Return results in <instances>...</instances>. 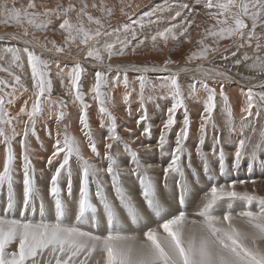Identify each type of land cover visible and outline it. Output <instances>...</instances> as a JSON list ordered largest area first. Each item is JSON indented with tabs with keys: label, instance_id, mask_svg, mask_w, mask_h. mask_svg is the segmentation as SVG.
<instances>
[{
	"label": "snow or ice",
	"instance_id": "1",
	"mask_svg": "<svg viewBox=\"0 0 264 264\" xmlns=\"http://www.w3.org/2000/svg\"><path fill=\"white\" fill-rule=\"evenodd\" d=\"M51 2L27 0L17 7L15 0L11 5L0 0V24L20 29L0 34V41L5 42L0 45V73L6 74L0 77V144L4 146L0 189L6 186L7 190L0 205V264H264V195L256 193L257 178L251 176L259 167L260 179H264V0H162L139 12V3L118 0L125 20L115 24L111 22L115 5L106 0H57L49 7ZM162 24L166 26L161 28ZM194 28L201 29L196 49L183 64L172 60L176 47L192 42ZM48 31L62 33V43L36 34ZM225 40L230 43L221 48ZM170 41L172 47L168 48ZM149 46L158 53L168 48V58L162 64L112 62L138 55ZM241 68L255 75H244ZM88 72L94 73V83L85 93L82 78ZM130 73L135 74L131 79ZM182 74L190 79L186 89L179 79ZM54 80L64 89L57 99H53ZM232 85L240 87L243 97L238 126L227 93ZM120 86L129 111L132 97H136L140 112L136 123L143 124L141 137L151 139L148 105L155 104L165 113L156 144L141 143L140 148L145 157L156 152L170 157L163 166L162 184L166 189L175 184L176 207H165L157 198L149 171L160 165L142 161L140 152L133 149L140 137L129 143L118 134L116 117L108 105L114 103L112 90ZM201 90L206 96L194 145L200 158L197 171L187 147L192 120L186 101L198 100ZM86 95L96 101L101 128L106 129L103 157L89 125ZM21 99L23 103L13 115L10 109ZM169 99L170 106L161 108L158 102ZM69 103L78 104L81 131L99 163L86 158L80 141L68 133L64 121ZM218 105L225 117L223 127L214 117ZM53 118L55 137L47 122ZM40 121L54 139L46 164L48 171L56 165L47 204L31 158L30 137L40 140ZM177 123L180 127L173 146L169 137ZM124 130L132 135V129ZM209 138L211 148L206 153L203 146ZM14 142L20 148L22 198L14 190ZM226 146L233 151L230 167ZM124 155L129 158L128 166L120 163ZM73 157L79 170L78 197L73 196ZM104 162L106 166H102ZM242 167L248 169L249 178L233 179ZM44 174L41 169L40 175ZM105 174L114 198L107 192ZM122 175L138 180L146 208L155 216L154 225L151 216L125 191ZM65 177L67 200L75 209L72 222L73 209L66 206L60 187ZM247 183L254 186L251 192L237 190ZM201 184L206 191H202L197 209L189 213L188 200Z\"/></svg>",
	"mask_w": 264,
	"mask_h": 264
},
{
	"label": "bare ground",
	"instance_id": "2",
	"mask_svg": "<svg viewBox=\"0 0 264 264\" xmlns=\"http://www.w3.org/2000/svg\"><path fill=\"white\" fill-rule=\"evenodd\" d=\"M12 2H13V0H8V3L10 5L12 4ZM37 2H39V0H37ZM56 2H57V0H52V2L48 6L49 7H53ZM64 2L67 3V0H64ZM97 2H98V0H97ZM153 2L154 3H161L162 0H132L133 5H135L137 3H139L141 5V8L137 10L138 12L139 11L146 10L145 6H148V5L152 4ZM26 3H27V0H15V4H16L17 7L21 6L22 4H26ZM89 3H91V0H89ZM106 3L109 4V5H113V4L115 5V12H114V16H113L112 21H111L113 24L125 20V18L122 17L120 15V13H119V6L120 5H119L118 0H106ZM93 14L94 15H99V12H93ZM201 19H203V16H201ZM0 25H1L0 26V29H1L0 30V34H3V33H14V32H18L19 31L18 28L14 24L13 25H10V26H5L3 24H0ZM164 26H166V25H164V24L160 25L161 28L164 27ZM3 28H7V29L2 30ZM200 31H201V29H195L194 28L192 30V33H191L192 42L191 43H181L178 47H176L175 49H182V51H177V50L174 49L172 51V53H171V59L174 60V61H177V62H179L181 64H183L184 63V60H185V57L191 51H193V50L196 49L197 45H196L195 42L198 39L201 38L200 35H199V32ZM36 34H37V36L46 35L48 37V39H50V40L51 39H55L57 41V43H62V41H63V34L60 33V32H55L54 33L52 31H48L47 33H39L38 32ZM208 42H211V40L209 39ZM3 43H5V42L4 41H0V45H2ZM8 43H10V44H18V42H16V41H8ZM172 43L173 42H171V41L169 42L168 48H171L170 46H172ZM229 43H230V41H227V40L222 41L221 44H220V47L223 48L225 45H227ZM168 48H164L163 53H158V52L151 51L150 50V46H149L148 49H144V50L141 51L140 54L135 55L136 57L135 56L130 57L131 55H128L126 57H118V58H114L112 62L113 63H133V62H135V63H139V64H151V63H160V64H162L163 61H164V59L168 58V56H169ZM242 51H248L249 54L252 53V50L251 49H244ZM48 55H49L48 53H45V56H48ZM217 61H219V56H217ZM85 67H88L87 63H85ZM173 67H175V66H173ZM240 70L243 72L244 75H255V73L248 72V71L244 70L243 68H241ZM92 73L93 72H88L84 76V78H82L83 79L82 89H83V91L85 93H88V89L92 85V84L90 85V81L91 80L90 81L88 80L89 77H90V75ZM130 74L135 75L134 73H130ZM2 75H4V74H1V76ZM150 75H152L154 77L157 74H150ZM179 79L181 80V82H182L183 85H185V84L187 85L190 82L189 76L184 75V74H182ZM91 83H94V80ZM209 83H212V82L210 81ZM241 83L243 84L244 82H241ZM86 84H88V85H86ZM84 85H86L87 87H85ZM217 91H219V89H217ZM63 92H64V89L61 88L59 81L58 80H54V93H56L57 95L62 96ZM227 93L229 95L230 103L232 104L233 117H234V120H235V122H236V124L238 126L239 120H240V116H241L240 107L242 106V102H243V97L240 95V87H238L237 85H232L231 87L227 88ZM114 94H116L118 96V98H120L121 101H122V98H121L122 97L121 95L123 94L122 89L114 90ZM205 96H206V94L201 90L199 92V99L198 100H191V99H189V100L186 101L187 104H188V108H189V114H190V117H191V120H192V123H191V126H190V134H191V137L192 138L197 137V134H198L197 133V129H198V124H199V115H200V112L202 111V108H203V99L205 98ZM64 97H65V100H67V101H70L71 100V97H69V96H64ZM26 98H27V95H25L24 99H26ZM21 100L22 101H21L20 105L23 103V99H21ZM113 100H115V99H113ZM91 101H92L91 96L90 95H86V103L89 102L91 104ZM169 101H171V100L169 99ZM18 102H20V100ZM115 102H117V105L121 104V105L125 106V104L123 103V101L122 102L115 101ZM162 102H166V100H161L158 103L162 104ZM92 103H94V102H92ZM136 104H137L136 103V97L133 96L132 97V103H131V105H136ZM169 104H171V102ZM74 106L77 107L78 104L77 105H71L72 108H75ZM138 106L139 105H137L136 108H139ZM151 106H152V111H150V114L153 112L151 115L156 116V117H159L160 116L159 110L155 109L153 105H151ZM68 107H70V103L68 104ZM123 108H125V107H123ZM117 109H118V111H117V115H118L119 106L117 107ZM78 110H79V107H78ZM88 111H90V110H88ZM45 113H46L45 114V118H46L47 117V110L45 111ZM93 113L96 116L98 115L97 112H93ZM114 114L115 113H113V115ZM214 117H215L216 123L220 127H223L222 126L221 119L224 116L220 112L219 105H218L217 109L214 112ZM74 118H77V115L74 116ZM91 118L94 119L95 116H92ZM126 120L127 119H125L123 122L122 121H119V120L117 121L118 133H119V135L121 137L124 138L125 142L131 143L130 141H132V140H134L136 138V137H134V130L135 129H132L131 126H130V124H129V121H126ZM75 121L78 124V121L77 120H75ZM120 122H122V123H120ZM42 123H43V121H40L37 124V127H39V129H38L39 130L38 131V135H39L40 139H45V138L47 139V134L42 129ZM76 127H78V126H76ZM119 127H121V128H119ZM125 127L132 129V135L131 136H130V134L128 132H126L124 130ZM152 127H154V124L152 125ZM179 127H180V124L177 123V127L174 130L175 133L179 129ZM137 128H139V127H137ZM120 129L122 130V133L120 132L121 131ZM142 129H143V126H142ZM18 131H22V128H19ZM55 132H56V127H55ZM68 133L70 135H72V136H75L80 141L84 156L86 158H90L91 159L92 158V153L90 152V150H88L87 148H85L86 145H85V147H83V145L85 143H87V140L83 138L84 140L82 142V139L81 138H80L81 140L79 139L78 132H76L75 130L68 131ZM159 133H160V130H159ZM224 134L225 135L227 134V130L226 129H225V133ZM97 136H98V134H97ZM97 136L94 135V138H96ZM81 137H84V136H81ZM30 138L33 140V142H35L32 137H30ZM172 138H175V134L174 133H173V135H170V137H169L170 142H171V139ZM139 140H141V139H139ZM189 140H190V137H189ZM53 142H54V140H53ZM53 142L52 141L49 142V138H48V141L47 140H44V142L43 141L41 142V144H40L41 146L40 145L38 146L37 145L38 143H35L32 146L33 154H32V157L31 158H32L33 164H34V166H35V168L37 170V172H36V182H37L38 188L41 191V194L45 198L46 204L49 202L48 189H49V181H50V178H51L52 171H48L47 168H46L47 160L44 159V151L46 152V155H47V153H48V155H50L49 153H51V151H52V143ZM135 143H137V145H138V140H136ZM149 143L152 144L148 140L146 144H149ZM171 143H173V146H174V141L171 142ZM99 144H101V143H99ZM16 145H17V143H16ZM208 145H211V139L210 138H209ZM13 146L15 147L14 144H13ZM101 146L104 147L103 144ZM45 147H47V148L48 147H51V148L45 149ZM187 147H188V149H191L189 146H187ZM209 148H211V146ZM2 149L3 148L1 146V150H0V166H1L2 162H3L2 157L4 155V152L2 151ZM203 150L205 151V146H203ZM15 151L17 152V154L19 156L20 149L16 148ZM169 151H170V149H169ZM192 151L193 152H192V156H191V162H192L193 166L197 169V171H199L200 170V158L196 155L194 149ZM225 151H226V154H227V156L229 158V167H230V161H231V157L233 155V151L228 146L225 147ZM42 158H43V160H42ZM146 158H149V159H147V160H144L143 158H141V159H142V161H145V162H148V163H153V164H156V165H160V167L153 168V169H151L149 171V175L152 176V178H153V180H154V182L156 184L157 198L161 201L162 204L165 205V207H168L169 205H171L172 207H176L177 204H178V201H174V199H173L174 194H177L176 193L175 184L172 185L171 189H166L163 186V184H162L163 166L167 164V161H168V159H170V157L169 156L161 157L159 155V152H156L154 155H151V156L146 157ZM44 160H46V161H44ZM43 161H44L45 166H42V162ZM72 162L75 163V158L72 160ZM185 162H186V158H185ZM98 163H99V161H98ZM120 163H121L122 166H128L129 165V158L126 155L122 156L120 158ZM246 163L247 162H245V164ZM55 166L56 165L54 164L52 166V168H55ZM102 166H106V162H104V164ZM211 166L213 168H215L216 167V162L215 161H212L211 162ZM41 169H44L45 170V174L43 176L40 175V170ZM73 169H74V173H73V196L74 197H78V191H79V175L77 173H79V170H78V167L77 166H75ZM16 170H17V168H16ZM75 171H77V172H75ZM18 175H20V174H18ZM202 175H203V173L201 172V176ZM251 176L257 178V183L255 185V191H256V193L258 195H264V179H260L261 169L259 167H257L255 169V171L251 173ZM188 178H189V180L192 179L191 172L188 173ZM232 178L233 179H235V178L248 179L249 178V171H248V169L246 167H242L241 170H240V172H239V174H238V177L235 176V175H233ZM22 179H23V175L21 177H17L16 176L15 180H16L17 183L14 184V190L17 192V194L21 198H22ZM104 180L107 182V192L109 194V197L110 198H114V195H111L110 192L108 191L109 187L111 186V181H110V178L106 174L104 176ZM121 182H122V185H123L125 191L133 198L134 202L136 204H138L145 213H147L148 215L151 216L152 223L154 225L156 223L155 216H154V214H151L150 212H148V210L146 208V204L143 201L142 196L139 193V191H140V185H139V182L136 179V177L135 176H132V175H122L121 176ZM66 185H67V178L65 177L61 181L60 187L62 189V196L65 198V201H66V206H68V207H70V208L73 209V211L71 213V219L69 221V222H72V220H74L75 209H74V206L67 200ZM253 187L254 186L251 183H247L246 185H243V186H239L238 185L237 186V190L238 191L247 190V191L251 192L253 190ZM91 190H92L93 202H96L95 201V195H94V193H95L94 192L95 191V186L91 187ZM202 191H206V186L203 185V184H201V185H199V186H197L195 188V190H194L191 198L188 200V204H187V210H188L189 213H192V212H194L197 209V206H198V204L201 201ZM3 193H4V195H0V205H2L5 202V200H6V195H7L6 187L3 189Z\"/></svg>",
	"mask_w": 264,
	"mask_h": 264
},
{
	"label": "rangeland",
	"instance_id": "3",
	"mask_svg": "<svg viewBox=\"0 0 264 264\" xmlns=\"http://www.w3.org/2000/svg\"><path fill=\"white\" fill-rule=\"evenodd\" d=\"M1 26V25H0ZM5 29H7V28H3L2 30H5ZM1 30V29H0ZM19 31H20V29H18ZM170 47H172V46H170ZM175 50H177V51H182V49H175ZM130 57H133V55H131ZM136 57V56H135ZM122 61V60H121ZM1 74H4V75H2L1 76ZM0 74V77H3V76H6V74L5 73H1ZM129 76L132 78V76H134V75H132V74H129ZM84 78V77H83ZM130 78V79H131ZM86 79V78H85ZM89 81H90V85L92 84L91 82L94 80V74L92 73L91 75H90V77H89V79H88ZM86 85H88V84H86ZM86 85H84L85 87H87ZM184 87H185V89L187 88V85L185 84L184 85ZM117 89H122V92H123V87L122 86H120L119 88H117ZM117 89H115V90H117ZM112 95H113V99H115L114 100V103L113 104H111V105H108V107H109V110L112 112V113H115L114 114V116L116 117V120L118 121H124L125 119H127L126 121H129V124H130V126H131V128L132 129H135L134 130V137H140V139L141 140H138V145H137V143H135V144H133V146L135 147H133V149L134 150H137L138 152H140V155H141V158H143L144 160H147V159H149V158H146L145 157V155H144V153H143V151H142V149L140 148V145H141V143H143V144H146L147 143V141L149 140V139H146V138H144V137H141V132L143 131V129H142V124L141 125H137V123H136V119H137V117L140 115V112L138 111V109L139 108H136L137 107V105L138 104H136V105H130V108H131V111H129L128 110V108H129V106H127V105H125V106H123V105H121V104H119V105H117V102H115V101H118V102H122L121 101V99L120 98H118V96L116 95V94H114V90H112ZM60 97V95H57L56 93H53V99H57L58 97ZM122 96V95H121ZM64 99H65V97H63ZM122 98V97H121ZM21 101L22 100H20V102H17V106L15 107H13L12 108V110L10 109V111H12V114L13 115H15L14 113H16L18 110H19V106H20V103H21ZM92 102H94V103H92ZM96 101H94L93 99H92V101H91V104L88 102V104L90 105V107H89V109L88 110H90V111H88V117H89V125L91 126V130H92V132H93V135H96L97 136V134H98V136L95 138L96 140H97V147H98V151H99V153H100V156L101 157H103V153H104V151H105V149H104V147H102L101 145L103 144V146H104V141H103V136H104V134L106 133V129H104V128H101V124H100V121H101V116H100V113H99V111H98V105H97V103H95ZM171 101H167L166 100V102H162V104H160L161 105V108H166L167 106H170V103ZM19 103V104H18ZM19 105V106H18ZM71 105H73V104H71L70 103V107H68V109H67V112H68V115H67V117H66V119H65V121H64V125H67L68 127H67V131H71V130H75L76 132H78V136H79V139L81 138L82 139V142H83V140L85 139V137H81V136H84V134H83V132L81 131V125H80V123H79V110H78V107L79 106H74L75 108H72L71 107ZM95 105V106H94ZM151 105H153L154 106V108L155 109H157V107H156V105L155 104H149L148 105V107H147V111H148V115H149V117L151 118V123H153L154 124V127H152V132H151V139L149 140V142H151L152 143V145H154V144H156V141H157V138H158V136H159V130H160V128L162 127V122H163V119L165 118V113L162 111V110H159V114H160V116L159 117H156V116H153V115H151L150 114V111H152V106ZM119 106V112H118V115H117V111H118V109H117V107ZM123 107H125V108H123ZM139 107V106H138ZM17 109V110H16ZM72 109V110H71ZM46 110H47V105H46ZM77 110V111H76ZM94 110V111H93ZM158 110V109H157ZM14 111V112H13ZM76 113H75V112ZM182 111V110H181ZM93 112H97V116L93 113ZM73 113V114H72ZM46 114V113H45ZM77 115V118H74V116H76ZM71 116V117H70ZM92 116H95V118L93 119V118H91ZM121 118V119H120ZM224 118V117H223ZM221 119V122H222V126H223V120L225 119ZM45 119H47V117L45 118ZM75 120H77L78 121V124H77V122L75 121ZM54 118H53V120H50L49 122H48V124H50L49 126L51 127V129H52V132H53V137H55V134H56V132H55V127H56V125L54 124ZM73 121V122H72ZM51 122V123H50ZM53 122V123H52ZM122 122H120V123H122ZM264 122V121H263ZM53 124V125H52ZM133 124V125H132ZM152 124V125H153ZM159 125V126H158ZM76 126H78V127H76ZM94 128H93V127ZM97 126V127H96ZM99 127V128H98ZM137 127H139V128H137ZM176 127H177V124H176V126L173 128V130H172V132L175 134V132H174V130L176 129ZM70 130H69V129ZM119 128H121V127H119ZM38 129H39V127H38ZM61 130H63V125L61 126ZM121 130V129H120ZM101 132V133H100ZM121 133H122V130L120 131ZM171 132V135H173V133ZM82 135H81V134ZM119 134V133H118ZM228 134V133H227ZM226 134V135H227ZM46 135V134H45ZM42 136V135H41ZM190 140H189V138H188V140H187V146H189L192 150L194 149V145H195V143H196V139H197V137H195V138H192L191 137V134H190ZM33 139H34V141L35 142H33V140L30 138V141L32 142H30V144H31V147L35 144V143H38L37 145L39 146L40 144H41V142L43 141L44 142V140H47L48 141V135H47V139L45 138V139H40L39 141H37L36 139H35V137H32ZM84 138V139H83ZM144 138V139H143ZM18 139V138H17ZM80 139V140H81ZM53 140L54 139H50L49 138V142L50 141H52L53 142ZM103 141V142H102ZM130 141V140H129ZM174 141V138H172L171 139V142H173ZM131 142V141H130ZM208 142H209V139L208 140H206V142H205V144H204V146H205V151L206 152H209V147L211 146V145H208ZM99 143H101V144H99ZM173 144V143H172ZM207 144V145H206ZM14 145H15V147L16 148H18V149H20L19 148V144L17 143V145H16V143L14 142ZM36 145V146H37ZM85 145H86V147H85ZM1 146H2V148L4 147L2 144L0 145V150H1ZM41 146V145H40ZM100 146V147H99ZM14 146H13V148H14V151H15V148ZM83 147H85V148H87L88 150H90V148L88 147V144L87 143H85L84 145H83ZM49 148H51V147H45V149H49ZM39 149V148H38ZM191 149H189V151L192 153L193 151L191 150ZM121 150H122V146H121ZM195 150V149H194ZM2 151H3V149H2ZM16 152V151H15ZM91 152V151H90ZM17 153V152H16ZM143 153V154H142ZM49 154H51V153H49ZM144 155V156H143ZM47 157H48V153H47V155H46V152L44 151V159H46L47 160ZM2 159H3V157H2ZM73 159H74V157H73ZM92 161L94 162V163H98V160H97V158L92 154ZM42 160H43V158H42ZM46 160H44V161H46ZM169 160V159H168ZM44 161L42 162V166H45V164H44ZM18 162V163H17ZM168 162V161H167ZM73 163V162H72ZM2 164H3V162H2ZM2 164H1V166H0V170H2ZM18 164V165H17ZM76 165H75V163H73V168L75 167ZM16 168H17V177H21L22 175H23V173H22V171L20 170V161H19V156H18V154H17V161H16ZM55 170V168H52V170L51 171H54ZM20 173H19V172ZM75 172H77V171H75ZM18 174H20V175H18ZM78 175H79V173H77ZM16 176H15V178H16ZM17 183V182H16ZM20 183V182H19ZM93 186H95V184L93 183L92 185H91V187H93ZM6 187V186H5ZM4 187V188H5ZM3 188V189H4ZM3 189H0V195H4V193H3ZM108 191L110 192V194L111 195H114V193L112 192V189H111V186L109 187V189H108ZM95 192V191H94ZM139 193H140V195H141V189H140V191H139Z\"/></svg>",
	"mask_w": 264,
	"mask_h": 264
}]
</instances>
